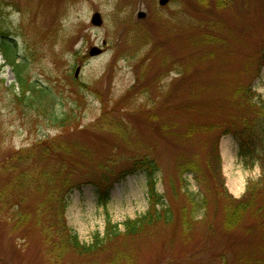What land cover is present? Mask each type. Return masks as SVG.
I'll return each mask as SVG.
<instances>
[{"label":"rangeland","instance_id":"obj_1","mask_svg":"<svg viewBox=\"0 0 264 264\" xmlns=\"http://www.w3.org/2000/svg\"><path fill=\"white\" fill-rule=\"evenodd\" d=\"M158 1L0 0V19L17 45L27 77L53 95L56 113L73 110L79 125L73 130L50 127L43 117L16 102L15 78L6 66L0 71V164L39 141L62 138L73 142L72 153L80 158L74 163L80 168L77 177L98 172L97 163L109 158L121 167L130 156L149 154L161 168L157 192L176 206L202 191L193 174L184 175L183 184L179 181L178 165L187 159L198 156L202 176L211 184L218 183L206 166L208 135L198 131L186 138L184 134L191 125H209L221 116L209 108L183 116L169 107L184 104L203 109L204 103L222 102L225 86L204 92L190 91V86L200 79L229 76L243 84L249 79L255 101L264 104V0H227L225 6H218L216 0L208 4L169 0L163 7ZM94 13L101 16L99 27L91 24ZM139 13L145 17L139 19ZM205 35L215 42H202ZM93 47L101 53L91 57ZM192 59L201 65L187 73ZM77 67L80 71L75 77ZM99 96L107 102V111L120 109L119 115L113 113L119 135L92 128L105 112ZM219 154L225 191L238 200L248 182L262 175L260 161L242 157L239 141L231 135L221 137ZM8 181L9 173H2L0 196L11 205L6 202L0 212V264H46L45 244L39 229L31 224L41 201L35 192L25 190L24 200L16 207ZM146 181L142 172L127 176L113 185L105 202L93 185L74 190L67 200V225L84 244H90L94 234H103L107 221L123 229V221L147 210ZM170 181L184 197H172ZM220 193L217 201H226L222 189ZM209 199L216 201L213 196ZM220 213L215 216L210 207L206 215L199 214L186 235L163 229L140 239L134 245L135 264H222V258L229 263L251 252L255 255L263 233L241 228L224 231ZM20 215L29 220L18 228ZM87 263L86 258L66 260V264Z\"/></svg>","mask_w":264,"mask_h":264},{"label":"trees","instance_id":"obj_2","mask_svg":"<svg viewBox=\"0 0 264 264\" xmlns=\"http://www.w3.org/2000/svg\"><path fill=\"white\" fill-rule=\"evenodd\" d=\"M226 1L216 0L218 6H225ZM199 3L208 4V0H199ZM1 16L0 13V18ZM202 39L204 43L215 42V38L210 35H205ZM0 54L3 61V64H0V71L8 66L15 78L12 89H17L16 102L33 110L38 118L43 117L50 127L73 130L79 126L73 110L56 113L53 109L55 101L53 95L44 87L29 80L26 74L27 67L24 61L19 60L17 45L1 19ZM200 63L201 61L192 59L185 71L195 66L198 69ZM263 64L264 57L261 61V65ZM248 81L249 79L243 84L232 76L200 79L192 83L190 91L204 92L212 86L213 88L225 86L226 91H222L223 101L216 99L209 106L204 103L201 105L203 109L199 108V105L184 104L177 108L169 107L172 111H180L183 116L194 110L202 112L206 108L213 114L221 116L214 123L203 126L191 125L185 131L186 138L192 137L198 131L208 135L204 142V148L208 149L206 166L213 180L216 179L218 183L211 184L208 178L202 176L198 156L187 159L178 165L179 181L183 184V176L193 174L202 191L195 197L186 196V201L179 206H176L175 201H166L167 198L157 192L156 176L161 168L149 154L138 153L130 156L126 159L128 163L122 164L121 167H116V160L109 158L97 163L98 172L94 170L77 177L80 168L76 169L74 163L80 158L72 153L75 149L71 145L73 142L54 138L39 141L29 148L16 152L1 163L0 175L9 173L7 186L14 193L16 207L24 200L25 190L35 192L37 201H41L36 207L31 224L39 229L42 236L46 248V264H66V260L72 257L86 258L87 264H135L134 245L137 241L148 236L153 237L163 229L180 230L186 235L194 222H197L196 217L199 214L206 215L210 207L215 216L221 210L220 224L224 231L232 232L241 228L248 233L254 229H259L263 233L255 255L251 252L248 257L229 263L222 258V264H264V104L255 101V93ZM99 100L105 112L92 128L107 129L119 135L120 126L114 121L118 120L113 116L119 115L120 109L111 108L107 111V102L100 96ZM169 129L166 127L165 131ZM226 135H231L239 141L242 157L260 161L262 166V175L256 181L248 182L245 193L238 200L225 191L221 174L219 142L221 137ZM136 143L139 144L140 141ZM137 147L138 145L135 150ZM259 150L262 152L259 153ZM138 172L144 173L147 179V210L136 218L123 221V229H120L118 224L107 221L103 234H94L90 244L82 243L71 231L65 218L69 195L74 190H80L83 185L90 184L97 188L100 201L105 202L114 184ZM220 189L224 191L222 198H226V201H217L221 196ZM170 190L173 198L185 196L184 193L177 191L172 181ZM210 196L216 201H210ZM5 199L0 196V212L2 208H6V202L11 205V202ZM16 220V227L20 228L28 223L29 218L20 215ZM213 228L210 229L215 231ZM221 257L222 255H219V258Z\"/></svg>","mask_w":264,"mask_h":264},{"label":"water","instance_id":"obj_3","mask_svg":"<svg viewBox=\"0 0 264 264\" xmlns=\"http://www.w3.org/2000/svg\"><path fill=\"white\" fill-rule=\"evenodd\" d=\"M168 2H169V0H159V1H158V4H159V6H162V7H163V6L167 5ZM144 17H145V14H144V13H139V14H138V18H139V19H142V18H144ZM91 24H92L94 27H99V26L102 24L101 16H100L98 13H94V15L92 16V18H91ZM100 53H101V49H99V48H97V47H93V48H91L90 51H89V55H90L91 57H93V56H97V55H99ZM79 71H80V68L77 67V68L75 69V73H74V76H75V77H77Z\"/></svg>","mask_w":264,"mask_h":264}]
</instances>
